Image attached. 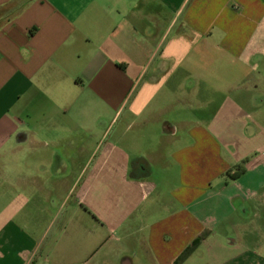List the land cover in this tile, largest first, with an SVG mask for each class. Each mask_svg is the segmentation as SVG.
<instances>
[{"label": "crops", "instance_id": "crops-1", "mask_svg": "<svg viewBox=\"0 0 264 264\" xmlns=\"http://www.w3.org/2000/svg\"><path fill=\"white\" fill-rule=\"evenodd\" d=\"M263 57L264 0H0V264H181L198 239L192 264H257L228 257V174Z\"/></svg>", "mask_w": 264, "mask_h": 264}, {"label": "rangeland", "instance_id": "rangeland-1", "mask_svg": "<svg viewBox=\"0 0 264 264\" xmlns=\"http://www.w3.org/2000/svg\"><path fill=\"white\" fill-rule=\"evenodd\" d=\"M248 69L250 72L248 71V77L244 82L246 86L245 93L248 100L249 97L253 96L257 102L253 106L246 105L244 107L245 114L251 115V117L244 119L249 130L242 132L241 128L238 131L239 134L245 137V142L240 141L244 157L238 169H249V172L245 175L243 179L244 185L241 188L244 197L242 196V201L236 203L234 206L237 210L234 218L239 217L241 222L246 224L247 244L246 247L241 248L242 246L239 244L237 235L235 232H231L229 237L237 241V246L236 250L231 251L228 257L247 251L251 253L252 262L258 264L264 260V57L260 60H251ZM227 126L231 127V130H234L233 127H236L237 123L230 122V125ZM250 131H253L251 135L249 134ZM249 136H251V139L247 138ZM230 141L234 142V139ZM233 149H235L234 143ZM251 192H255L254 197L250 196ZM242 206L247 210L246 214L241 212ZM249 230V233L252 235L248 233ZM224 244L227 246L226 248H229L228 242ZM229 249L227 252L231 250ZM227 252H225V255ZM195 258V264H207L205 256L197 257L198 259ZM186 260L181 262V264H192L191 260Z\"/></svg>", "mask_w": 264, "mask_h": 264}, {"label": "trees", "instance_id": "trees-1", "mask_svg": "<svg viewBox=\"0 0 264 264\" xmlns=\"http://www.w3.org/2000/svg\"><path fill=\"white\" fill-rule=\"evenodd\" d=\"M245 172V170H240L238 169L235 173L233 174H228L231 178L236 179L238 177H240V175H242ZM201 243V239H198L196 241H194V243L192 244V246H190L183 254L182 256L179 258V262H183L184 260H186L193 252L194 250L198 247V245Z\"/></svg>", "mask_w": 264, "mask_h": 264}]
</instances>
